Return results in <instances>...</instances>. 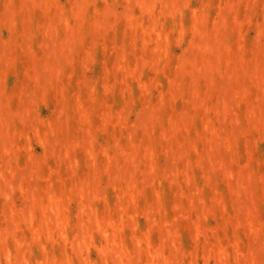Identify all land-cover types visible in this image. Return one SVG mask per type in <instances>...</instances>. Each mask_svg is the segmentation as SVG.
<instances>
[{
	"label": "rangeland",
	"instance_id": "obj_1",
	"mask_svg": "<svg viewBox=\"0 0 264 264\" xmlns=\"http://www.w3.org/2000/svg\"><path fill=\"white\" fill-rule=\"evenodd\" d=\"M0 264H264V0H0Z\"/></svg>",
	"mask_w": 264,
	"mask_h": 264
},
{
	"label": "bare ground",
	"instance_id": "obj_2",
	"mask_svg": "<svg viewBox=\"0 0 264 264\" xmlns=\"http://www.w3.org/2000/svg\"><path fill=\"white\" fill-rule=\"evenodd\" d=\"M25 33V32H24Z\"/></svg>",
	"mask_w": 264,
	"mask_h": 264
}]
</instances>
